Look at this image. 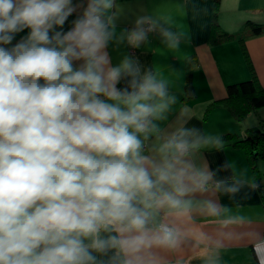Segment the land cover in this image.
<instances>
[{
    "label": "clouds",
    "instance_id": "clouds-1",
    "mask_svg": "<svg viewBox=\"0 0 264 264\" xmlns=\"http://www.w3.org/2000/svg\"><path fill=\"white\" fill-rule=\"evenodd\" d=\"M150 37L175 50L188 35L121 0H0V264H167L192 237L221 264L250 223L241 201L264 179L209 161L224 136L137 55ZM252 241L264 264V233Z\"/></svg>",
    "mask_w": 264,
    "mask_h": 264
},
{
    "label": "crops",
    "instance_id": "crops-1",
    "mask_svg": "<svg viewBox=\"0 0 264 264\" xmlns=\"http://www.w3.org/2000/svg\"><path fill=\"white\" fill-rule=\"evenodd\" d=\"M124 9L133 16L140 12L171 17L174 26L188 38L178 49H167L158 38L137 51L141 60L152 65L173 85L179 97L177 107L187 106L191 123L208 132L224 136L222 150L208 151L213 165L226 157L247 168L249 174L264 179V158L250 161L247 153L232 142L244 136L251 126L264 125V106L251 110L243 118H236L224 103L227 86L249 79L253 74L264 86V32L249 35L244 30L247 21L264 23V0H121ZM220 32L228 34L216 38ZM23 35V34H21ZM19 39V36L17 37ZM243 45V46H242ZM113 52V60L123 53ZM190 78L194 92L187 93L185 83ZM261 124V125H258ZM243 193L236 199L240 200ZM220 201L231 204L229 197L221 195ZM243 215L250 223L239 226V235L224 240L219 250L221 264H258L252 247V234L264 233V195L259 191L251 199L242 200ZM197 231L215 234L218 225L212 218L197 216ZM205 248L192 237L180 254H163L167 264H204Z\"/></svg>",
    "mask_w": 264,
    "mask_h": 264
},
{
    "label": "trees",
    "instance_id": "trees-1",
    "mask_svg": "<svg viewBox=\"0 0 264 264\" xmlns=\"http://www.w3.org/2000/svg\"><path fill=\"white\" fill-rule=\"evenodd\" d=\"M244 30L249 35L260 34L264 32V23L247 21ZM227 36V33L220 32L216 38L220 39ZM185 90L187 93L194 92L190 78L185 83ZM224 103L236 118H243L251 110L264 106V86L260 85L254 74L249 79L229 84ZM232 144L243 148L251 162L257 156L264 158V125L248 127L245 135L237 136Z\"/></svg>",
    "mask_w": 264,
    "mask_h": 264
},
{
    "label": "rangeland",
    "instance_id": "rangeland-1",
    "mask_svg": "<svg viewBox=\"0 0 264 264\" xmlns=\"http://www.w3.org/2000/svg\"><path fill=\"white\" fill-rule=\"evenodd\" d=\"M258 125H261V124H258ZM262 126V125H261ZM251 127H253V126H251Z\"/></svg>",
    "mask_w": 264,
    "mask_h": 264
}]
</instances>
